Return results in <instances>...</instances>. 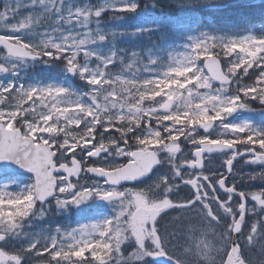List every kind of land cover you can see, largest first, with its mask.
<instances>
[{"label":"snow or ice","instance_id":"obj_1","mask_svg":"<svg viewBox=\"0 0 264 264\" xmlns=\"http://www.w3.org/2000/svg\"><path fill=\"white\" fill-rule=\"evenodd\" d=\"M92 15L65 12L64 0H6L0 11V73L15 70L10 58H54L94 86L85 105L64 87L0 82V264H253L244 249L257 245L264 264V189L251 187L264 168L244 170L264 164V131L227 122L250 101L264 105V38L205 34L158 77L107 79L81 65L84 34L54 23ZM213 157L219 167H206ZM25 172L32 183L13 191ZM96 198L110 216L91 219L103 215ZM53 201L89 222L33 231ZM172 212L200 223L187 237L169 231Z\"/></svg>","mask_w":264,"mask_h":264},{"label":"rangeland","instance_id":"obj_2","mask_svg":"<svg viewBox=\"0 0 264 264\" xmlns=\"http://www.w3.org/2000/svg\"><path fill=\"white\" fill-rule=\"evenodd\" d=\"M250 1L255 0H174L178 8L185 11H192L205 6H217ZM5 2L6 0H0V11H3ZM12 2L15 3V0H12ZM21 3H27V0H21ZM126 3H134L136 5L134 10L141 6L136 0H64L65 12L73 8H79L81 11L87 9L88 11L93 12V15L88 17L83 25H72L67 20L57 19L54 21L55 25L62 30L71 31L73 28H75L78 32L84 34V38H86L88 42L82 46L86 52V55L80 57V63L82 66L89 68V74L94 75L97 71H99L103 72L105 74V78L107 79H114L119 76L121 78L142 81L144 79H151L162 75L163 70L169 66H173L176 59H179L182 54H185L188 51L190 45L195 39H198L205 34L213 36H226L231 38H241L248 35L264 38V22L248 27L238 34H229V32L226 33L225 31H221L216 27L194 29L195 25H190L187 27V36L184 40H182L181 44L167 47L165 51V61L163 63L158 62V55L153 51L154 49H147L140 52L138 60L136 57H134L135 52H132V55H129L127 52L124 53L122 49L117 48L116 45L106 37L103 36L104 39L101 40L99 37L102 35L97 32L98 26L100 25L99 17L101 16V13L107 10L120 12V10H115L116 6ZM149 5L151 6V4ZM28 11L29 9L27 8H21L19 16L22 17L27 15ZM95 12H99L100 15L96 16L94 14ZM152 16L153 15L150 14L146 17L147 22H150ZM173 21L176 23L184 22L178 19ZM41 31H43V29H41ZM2 51L3 50L0 49V52ZM4 59L7 58L0 56V61H3ZM116 59L119 60L122 69L113 74L106 72L105 67L115 62ZM49 60H57L58 62V67L55 73L50 70L52 68ZM8 62L15 63L17 67L14 71L0 73V82L5 84L14 82L24 84L26 86L37 87H64L68 90V93H70V95L66 96L67 100L78 99L85 105L90 104L91 93L94 90V86L91 85L87 79L82 77L79 72H74L73 74L68 73L67 67L63 60L45 58L42 62L43 66L35 64V62L32 61L18 58H10ZM109 62L111 63L109 64ZM47 70H50V76L43 78V71L47 72ZM227 122L235 124L249 123L257 130L264 131V105L260 104L259 101H250L245 105V107L240 108L237 112L231 114V116L228 117ZM221 130L222 129L217 127L213 130V134ZM220 161H222V158L213 157L210 162L206 160V167L215 169L216 167H219ZM30 183H32V181H30V176L25 174L17 184L12 186V190H22L24 186ZM88 203L99 206L98 198L95 200H90ZM45 207L48 209V214L44 219H36L33 221V231L46 227H49V229L61 228L64 230H70L78 227L79 224L89 222L87 219H79L78 214H76V205L60 207L53 201L51 204L46 205ZM51 208L54 209V211H51ZM108 211L109 212H103L102 216L91 217V219L99 220L104 216H110L112 213V206L108 207ZM71 215L74 217L71 218ZM55 216L57 218L63 219L65 222L54 224ZM199 223L200 219L195 213H184L183 219L176 220L175 225H179L180 229L183 226L185 237H187V230L189 226L198 225ZM208 240L212 243H215L214 238L211 236L208 237ZM182 246H188L185 240ZM256 247L259 248V245ZM244 254L246 257H248V259H252V252L250 251V248L246 247L244 249ZM258 257H260V255ZM189 258L193 261V264H195V257ZM33 264H36V261H33Z\"/></svg>","mask_w":264,"mask_h":264},{"label":"trees","instance_id":"obj_3","mask_svg":"<svg viewBox=\"0 0 264 264\" xmlns=\"http://www.w3.org/2000/svg\"><path fill=\"white\" fill-rule=\"evenodd\" d=\"M139 6L136 10L103 11L99 17L100 25L97 32L106 37L123 52H135L139 60L140 52L150 45L158 55V62L165 61L167 47L182 43L187 36V27L195 25L196 29L216 27L226 33H240L255 24L264 22V0L246 3L207 6L192 11H185L175 6L157 1L154 5ZM152 14L147 22L146 17ZM182 15V17H180ZM178 19L183 23H176ZM54 73L58 67L57 60H49ZM40 64L41 62H36ZM40 66H43L42 63ZM122 67L118 59L105 67L111 74L117 73ZM50 70L43 71V78L49 76ZM53 211V210H52ZM55 222L63 223L55 216ZM54 222V223H55Z\"/></svg>","mask_w":264,"mask_h":264},{"label":"flooded vegetation","instance_id":"obj_4","mask_svg":"<svg viewBox=\"0 0 264 264\" xmlns=\"http://www.w3.org/2000/svg\"><path fill=\"white\" fill-rule=\"evenodd\" d=\"M146 2H149V1H146ZM237 167H240V165H237ZM216 168H218V167H216ZM260 168H264V164H248V165L244 166L245 172L258 171ZM127 186L131 187L133 185H127ZM251 187H252V190L264 189V181H259V180L255 181ZM181 195H183V193ZM109 206H111V204H109V202L100 204V207H102L103 212H109L108 211V207ZM180 215H181L180 213L172 212V213H170L169 216H166L164 218V220L162 221V224L164 226L168 227L169 231H174L176 229H180L179 225L173 224V221H176L177 217H179ZM181 229H183V226H182ZM245 232L247 233V229L245 230ZM179 243L181 245L184 244V240H181ZM252 252H253V258L249 259V260H252L253 264H258L259 260L261 259V256L258 257L260 255L259 251H258V248L257 247H253L252 248Z\"/></svg>","mask_w":264,"mask_h":264},{"label":"water","instance_id":"obj_5","mask_svg":"<svg viewBox=\"0 0 264 264\" xmlns=\"http://www.w3.org/2000/svg\"><path fill=\"white\" fill-rule=\"evenodd\" d=\"M29 59H30V58H29ZM38 59H40V58H35V59H33V60H38ZM22 171H24V170L22 169ZM25 173H28V172H25ZM28 174H30V175L32 176L31 173H28ZM32 178H33V176H32ZM102 201H104V200H102Z\"/></svg>","mask_w":264,"mask_h":264}]
</instances>
